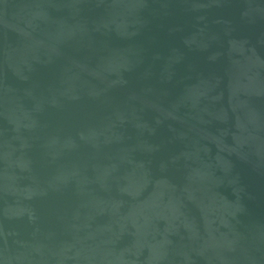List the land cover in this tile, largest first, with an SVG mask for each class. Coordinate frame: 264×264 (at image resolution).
I'll return each mask as SVG.
<instances>
[{
    "label": "water",
    "instance_id": "obj_1",
    "mask_svg": "<svg viewBox=\"0 0 264 264\" xmlns=\"http://www.w3.org/2000/svg\"><path fill=\"white\" fill-rule=\"evenodd\" d=\"M0 264H264V0H0Z\"/></svg>",
    "mask_w": 264,
    "mask_h": 264
}]
</instances>
